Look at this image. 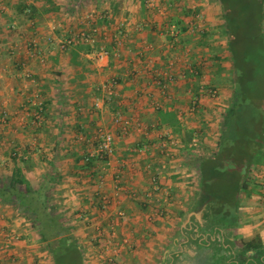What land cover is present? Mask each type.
Wrapping results in <instances>:
<instances>
[{
  "label": "crops",
  "instance_id": "obj_1",
  "mask_svg": "<svg viewBox=\"0 0 264 264\" xmlns=\"http://www.w3.org/2000/svg\"><path fill=\"white\" fill-rule=\"evenodd\" d=\"M6 1L8 8L15 7L16 12L29 16V24L48 17L49 29L53 32V28L61 26L65 36H73L76 31L58 20L67 5H64V1H73L70 3L76 8L80 2H91L95 9L90 10L98 12L107 24L99 28V37L107 29L122 33V40L111 43L118 54L111 58L110 67L107 68L109 73L105 75H101L92 59L91 48L76 49L75 54L71 52L59 56L54 51V47H58L56 41L60 39L56 34H51L52 39H49V46L55 44L51 46L50 53L55 55L51 57V62L45 63L60 67L62 71L68 67L71 73L46 74L42 71V65L36 62L34 54H30L27 41L20 39L27 29H17L13 33L15 38L11 40L13 43L8 50L14 61H10L7 55L0 57V107L9 106L10 113L14 114L12 126L22 123L25 126L30 120L27 116L32 113L29 105L39 102L44 106L45 123L49 126L46 135L49 133L51 138V142L47 140V143H41L42 147L33 152L32 148L35 147L23 143L19 137L14 143L18 153L14 163L24 165L21 173L31 185L37 176L42 181L53 178L49 192L59 191L61 206L68 210L67 222L74 224L72 233L84 250L85 264H88L85 256L90 257L89 251L94 249L89 247V240L96 238L100 229L104 230V237L102 243H97L98 247L107 241V249H113L115 240L127 241L126 247L123 246L117 253L119 264H194L192 260L196 258L202 261L198 264H264V151L252 168L221 159L219 171L226 170L231 174L233 171L244 172L236 180L239 188L232 199L221 191L219 196L222 199H215L202 188L201 162L202 159L215 158L217 154L224 114L231 106L234 92L233 64L226 38L221 36L223 18L219 1L150 0L154 6L152 3L151 6L147 5L149 0H2V3ZM26 7L28 10L31 8L28 15L24 13ZM157 7L163 9L164 13L161 14ZM169 22H177L182 27L173 44L166 41L169 39ZM193 23L203 26L200 35L188 29ZM41 34L38 31L34 36L43 45L45 42H41ZM217 39L221 50L211 57L210 44H217ZM147 41L154 46L150 51L144 50ZM171 55L177 58V63L173 71L175 78L170 83L169 95H166L159 92L157 86L147 83L148 76H145L144 69L149 57L159 67ZM189 64L198 67L197 75L190 71ZM112 72L119 81L112 108H117L120 102L125 115L131 119V130L127 135L121 134L111 122V109L106 108L103 115L92 107L91 97ZM203 82L215 85L217 96L210 97L202 92L197 111L188 112L192 97L189 92H199ZM10 83H13L12 89L16 95H9L11 87L7 86ZM13 90L11 93H14ZM86 97L89 100L86 101ZM57 100L59 103L56 105ZM70 111L72 115L68 116ZM159 111L173 112L179 130L159 121ZM98 125L113 130L117 135L116 142L108 156L110 162L106 169L103 167L101 170L100 165L87 169L82 165V155L90 144L77 139L74 141L78 145L73 147L72 139L64 136V133L74 128L78 132L82 130L91 134ZM137 125L146 126L148 132L134 129ZM161 139H173L175 144L169 140V149L163 150L160 148ZM54 149L61 150L58 153L60 159L64 155L69 156L65 161H71L72 168L80 171L49 169L38 172L39 156L43 161L52 160L50 156L57 154ZM22 154H26V158L20 163L18 160L22 159ZM116 171L121 175V190L118 192L112 182ZM204 171V174L209 173L206 168ZM153 172L158 174L161 187L157 192H150ZM63 175L71 179L62 180L65 183L59 186L57 182L60 176L64 178ZM213 184H217V181H212ZM147 193H151V197L146 199ZM102 197H106L105 209ZM211 205L224 209L218 214L219 222L210 221L208 210ZM0 207L5 210L10 208L4 201H0ZM119 211L124 215L119 216ZM14 220H22V216ZM190 241L193 244L184 250L182 243ZM197 241H206L203 247L207 250L198 256L196 254L201 251L197 249ZM20 247L25 251L14 255L16 261L32 264L28 255L24 258V253H31L25 249L28 247L26 240ZM32 250L33 256L41 258L40 264H54L45 243L43 247ZM183 251L188 254V259L182 263L179 257L184 256ZM0 258L2 264H8L6 257L2 259L0 254ZM176 259L179 261L175 262Z\"/></svg>",
  "mask_w": 264,
  "mask_h": 264
},
{
  "label": "rangeland",
  "instance_id": "obj_2",
  "mask_svg": "<svg viewBox=\"0 0 264 264\" xmlns=\"http://www.w3.org/2000/svg\"><path fill=\"white\" fill-rule=\"evenodd\" d=\"M70 2H73V1H64V5L65 4H67V5L64 6L63 12L58 16V20L63 25L65 24L70 28H74L76 31V34L78 32H80L81 30L88 29L91 26H96L99 30V28L101 29L103 26L107 25L104 23L103 17H99L100 14L98 12H96L94 10H90V9L94 8V6L91 2H87V1L86 2H80V3L78 2L79 4H78L77 8L74 5H72ZM74 3H76V1H74ZM150 3H152V2L149 0V2H147V5L149 6ZM80 4H82V5H80ZM154 5L155 4L152 3V6H154ZM13 6H15V5H13ZM79 6H80V8H82V10L80 8H78ZM158 9H159L161 14L164 13L163 9H161V8H158ZM12 10H14V12H11ZM21 12H23V11H21ZM53 12H55V11H53ZM24 13L28 15L29 11L27 10ZM48 20H49L48 17H46L44 19L41 18L40 20L37 21V23L35 22L33 24H29V16L22 15L20 12H16L15 7L8 8V2L6 1V3L5 2L2 3V0H0V57L3 56L5 58V56L7 55L6 57L7 58L9 57L10 61H14L12 58L13 57L12 54L8 50V46L12 45V43H13V42H11V40H13L15 38L13 36L14 35L13 33H15L17 31V29H21V30L27 29L26 31L22 30V31H24V33H22L23 35H22V38H20V39H24V42H25V40L27 41L26 46L30 50V54L31 55L34 54V56L36 57V59H37L36 62H38V64L42 65V71L45 72L46 74H49V75L55 74V73L61 74V73H64V71L66 73H71V69H69L68 67L64 71H62V69L60 67L57 68L55 66H50L49 64L46 65L47 63H45V62H51V57H54V55H55V53L54 54L50 53V50L52 49L51 46L52 47H53V45L55 46V44H52L51 46H49L50 40L52 39V36H50L51 34H56L57 37L60 38L58 40V42L56 41V45L58 43V47L57 48L54 47V51L59 56H66V55L70 54L71 51L73 50L72 47L74 48V46H77L79 44V43H77V44L75 43V44L71 45L72 47L71 46H67L64 48L61 47L59 44L60 40L64 37H69V35L67 36V34H66V36H65V33H63L64 31H62L64 28H62L61 26H59L55 29L53 28V32H52L49 29V26L47 24ZM219 29L220 28H218V31H219ZM108 30L109 29L106 30V33L105 32L103 33L102 37H99L100 32L98 35V31H97L96 42H95L96 46L104 45L110 51V58L106 63L100 64L99 62H96L95 61V55L93 54L94 49L96 47H92V46L89 47L92 49V54H91L92 59L96 62V64H97L96 66L99 67L101 75H105V74L109 73L107 68L110 67L111 58L118 54L117 51L115 53V48H113V45L111 43L112 42L115 43V41L122 38V36H120V35H122V33L120 31L114 33L113 31L109 32ZM32 31H36V33L38 31H41V33H42L41 36L43 37L41 42H45L43 45L39 44L38 39H36V37L34 36L36 33H33ZM167 33H169V25H168ZM76 34H74L73 36H75ZM60 36H62V37H60ZM104 36H105V38L103 39ZM221 36L224 37L222 32H221ZM115 39H117V40H115ZM168 40L169 39H167L166 41L168 42ZM171 41L172 40H169V44H171ZM217 41H218L217 44H213L214 42H212V44H210V46H211V57H215L216 54L221 50V47H220L221 44H219L218 39H217ZM33 43H36V45H37L36 47L39 48V50H40L39 54L32 52ZM148 43H150V42H148ZM83 44H85V43H83ZM151 45L153 48L154 47L153 43H151ZM41 47H42V49H41ZM152 48L149 49V48L144 47V50L150 51V50H152ZM7 50H8V52H7ZM145 63H146V61H145ZM108 76H109V78L107 79V81H105L103 84H101L102 86L100 85L101 87L98 90V92L96 94L94 93L95 95L93 97H91L92 98L91 101H92L93 110L97 111L99 114L103 113V115H104V113L106 112L105 111L106 108L107 109L109 108V110L111 109L110 120L113 123V117L112 116H113V112L116 108L115 109L112 108V101H113L114 97L117 96V92H116L117 89L115 91L114 96L109 101H107L102 108L98 109L94 105V102L97 99H101L103 97V95H105L104 85L112 78H116L118 80V77L113 72L111 74H109ZM145 76L147 77L148 74H145ZM149 80L147 79V82ZM118 84H119V81H118ZM12 85H13V83H10L7 86V88L11 87V90H13ZM11 90H9V95H12V94L16 95L15 94L16 91L13 90L12 92H14V93H11ZM89 97H86V101L89 100L88 99ZM10 99H12V97ZM34 101L35 100H33V102ZM57 103H59L58 100L56 102V105H57ZM117 104H118L117 108L121 107L122 111H123V107L121 106V103L118 102ZM88 105H89V102H88ZM41 106L42 105H40L39 102L38 103H32L31 106L29 105V107L32 108V110H30L32 113H29V116H27L28 118H30V120L28 123H26L25 126H24V123H22L20 125L14 124L12 126L11 118L14 114L10 113L9 106L6 104V105H4L3 108L0 107V179L5 180V181H9L10 178L13 177L14 172L16 171V167H19L21 169V167L23 168V166H24V165H18V164L14 163V161H15L14 159L18 158V153L15 149L16 145H14V143L17 142L19 137L22 138L23 143L25 142L26 144L35 147V148H32V151L33 150L38 151V148L42 147V146H40L41 143H47V140L50 141L51 138L49 136V133H48V135H46L48 132L49 126H48V124L46 125L45 118H44V116H42L43 114H39V112L37 113L40 116L39 119L41 120L39 125L35 120L36 114H34V113H36L37 108L38 107L41 108ZM71 115L72 114L70 111L68 113V116H71ZM69 121H71V120H69ZM17 126H19V127H17ZM36 126H39V127L35 128ZM115 126L118 130H120V128L117 125H115ZM134 129H137V127H135ZM130 130H131V126H130L129 130L127 131V133L130 132ZM103 131L114 132L113 130L109 129L108 127H105L104 125H98V126H95L93 128L91 134H88L87 132H84V131L78 132L76 129L73 128V129H70L67 133H64V136H69L72 139L71 143H73V147L78 145L75 143L74 140L77 141V139H78L80 142L81 141H85V142L88 141L90 146L88 147L86 152H84V154L82 155V157H83L82 162L83 161L87 162L91 158H89L87 160L85 158L86 154L88 153L89 150H91L95 146L94 142H96V140H97V136H98L97 133L103 132ZM127 133L125 134V133L121 132V134H124V135H127ZM73 134H74V136L72 137L71 135H73ZM114 134H115V132H114ZM116 136L117 135L115 134V140H114L113 147H114L115 142H116ZM55 151L57 152V154H52L50 156L52 158V160L47 159L46 161H43V158L41 156H39L38 159L36 157L37 162H39V165L36 166L38 172L43 171V170L44 171L49 170V169H51L52 171H54V170H56V171H74V169H76L77 171H80L77 168H72L71 161L70 162L65 161L66 159L69 158V156H65L63 154L65 157L62 155L63 158L60 159V158H58L59 157L58 153H60L61 150L58 149ZM263 151H264V145L260 148L259 154H262ZM29 152H30V149H29ZM39 153H42V152H39ZM109 154L110 153H107V155H105L104 157L96 159L94 161L95 162L94 165L95 166L100 165L101 170H103V167L107 168L108 164L110 162L109 161L110 159L108 158ZM25 156H26V154L20 155V157H22V159H20L18 161H20V163H22L23 158H26ZM260 157H261V155H260ZM92 158H94V157H92ZM256 163H257V161H255L250 166L243 165V167L244 168H246V167L252 168V167H254L253 165ZM206 168H207V166H206ZM84 169H82L81 171H83ZM87 169H91V168H87ZM21 171H22V169H21ZM223 171H225V172L223 174H221L217 186H215L213 189H216L219 192L220 191L223 192L224 196L228 195V196H230V199H232V192L231 191H233L232 189H234L236 186L237 178L239 176H241L242 174H244V172L240 173L237 171H233L231 174V173L227 172L226 170H223ZM116 172H118V171H116ZM114 175H115V173L113 174V177H112L113 187H114V180H113ZM63 176L65 179L62 178V176H60V178L57 182V184L59 186H62L65 183V182H63L64 180H70L71 179V178H66V175H63ZM40 181L42 182L41 177L37 176L36 178H34L32 185L35 187H38L41 184ZM120 181H121V178H120ZM120 188H121V185H120ZM49 191H50L49 188H47L46 194H48L49 203L52 206L53 211L54 210L59 211L66 217L68 210L65 209L64 206H61V203H60L61 199H60L59 191L58 192L57 191L52 192V194ZM116 192H118V191L116 190ZM224 199H226V198H224ZM102 200H105L104 201L105 204L103 206L104 207L103 209H105L106 208L105 205L107 203L106 197L104 199L102 197ZM7 206L10 207L7 210H5L3 207H0V235L2 234V237H3V238L2 237L0 238V254L2 255V259H3V257H6L7 261L8 260L10 261V256L12 257V255H16L17 252H22L23 247L19 248V246L22 245L25 240H26V244L28 246L25 249H26V251L29 250L31 253H33L32 249L34 247L36 249H38L40 246L43 247L44 242H42L39 239L38 232L32 226V218L29 214H25L24 212H22L18 208H14V206L11 203H7ZM212 207H213V209H212ZM218 211H220V212L218 213ZM208 212H209V216L211 217L210 221L216 223V222H219V215L222 212H224V209L222 207L220 208L216 205L215 206L211 205V208L208 210ZM17 216H22V220H14L17 218ZM5 217H13V219H12V221H10V219L6 220ZM3 221L5 222V224H2ZM68 225L72 230H74V224L72 222L69 223ZM81 228H82V225L79 226V229H81ZM103 232H104V230L100 229V233L96 235V238L95 237L90 238L89 247H92L94 249L89 251L90 257L85 256V258L88 260V264H107L106 263L107 256H112L115 258V263L119 264V262H117V260H116L117 253L119 252V249L124 248L123 246L126 247L125 243L127 241L126 242L125 241L119 242V241L115 240L114 242H116V245L115 244L112 245L113 249H109V248L107 249V247L109 246V245L107 246V243H106L107 241H104L105 245H103L104 244L103 243L102 246L98 247L97 243L98 242L100 243L104 237L102 234ZM23 237H24V240H22ZM200 242H201V244H200ZM200 242L197 241V243H199L197 245L198 246L197 249L201 251V252H198L196 254L197 256L199 254L203 253L204 251H207L204 249L205 247H203V244H205L206 241H200ZM182 244H183L184 250H186L189 248L190 244H193V243H192V241H190V242H183ZM213 245H215V243H213ZM81 250H82V254H83L84 250H83L82 246H81ZM23 251H25V250H23ZM31 253H26V254L24 253V258H25V255H28L31 259L30 261L32 262V264H40L41 258H39L38 256H33V254H31ZM183 254H184V256H181V258L179 257V260L182 263L188 259L187 258L188 254H186L184 251H183ZM17 257L20 259V256H17ZM83 258H84V255H83ZM179 260L176 259L175 262H178ZM9 261H8V263H10ZM0 262H2L1 258H0ZM192 262L194 264H198L199 262H202V261H200V260H198V258H196L195 261L192 260ZM15 264H21V262L18 263V259H17V261L15 260Z\"/></svg>",
  "mask_w": 264,
  "mask_h": 264
},
{
  "label": "trees",
  "instance_id": "obj_3",
  "mask_svg": "<svg viewBox=\"0 0 264 264\" xmlns=\"http://www.w3.org/2000/svg\"><path fill=\"white\" fill-rule=\"evenodd\" d=\"M218 1L223 18L221 32L226 38L233 64L234 92L231 106L224 114L217 154L215 158L202 159L201 176L203 190L219 200L222 199L220 192L213 188L225 172L218 170L221 159L250 166L260 157V148L264 145V0ZM28 11L30 13L31 8ZM170 24L179 26L177 22ZM167 35L171 40L172 36ZM75 47L71 51L74 54L79 49L90 50L91 46L79 43ZM37 111L44 116V106L38 107ZM158 119L179 130L173 112L159 111ZM94 143L96 145L97 141ZM96 159L99 157L83 161L82 165L90 168ZM205 168L208 174H204ZM15 173L9 181L0 179V201L11 203L14 208L31 216L32 226L45 243L54 264H85L81 246L66 217L59 211H53L49 203L46 190L53 178L44 179L38 187H33L19 167ZM212 181H217V184L212 186ZM237 185L232 196L238 191Z\"/></svg>",
  "mask_w": 264,
  "mask_h": 264
},
{
  "label": "built area",
  "instance_id": "obj_4",
  "mask_svg": "<svg viewBox=\"0 0 264 264\" xmlns=\"http://www.w3.org/2000/svg\"><path fill=\"white\" fill-rule=\"evenodd\" d=\"M149 6H151V3L149 4ZM157 11V10H156ZM159 11V9H158ZM193 16H197L196 14H194ZM202 28L203 26L201 25H195L190 24L189 28L193 33L198 32L199 35L201 34L200 32H202ZM199 31H198V30ZM97 31L98 28L96 26H91L86 30H81L80 32H78L75 36H69V37H64L60 40L59 44L61 47H67V46H71L73 44H77V43H88L90 46L92 47H96L94 49V55H95V61L99 62L100 64H104L106 63L109 58H110V51L104 46V45H98L96 46L95 42H96V36H97ZM169 35L172 36V41L171 44H173L174 42H176V39L178 37V35L181 33L179 26L175 25V24H170L169 25ZM117 40V39H115ZM119 41H115V43H118ZM146 44L144 45L145 48H152L151 43L145 42ZM36 43H33V49L32 52L39 54L40 50L39 48L36 47ZM151 46V47H150ZM176 63H177V58L174 57L173 55L169 56L166 58L165 63L159 67H156V62L154 59L152 58H148L146 63H145V74H148V79H150L147 83L148 84H152L157 86L159 92L169 95V86L170 83H172V81L174 80L175 76H174V68L176 67ZM189 69L190 71L194 74L197 75L198 74V67L192 64H189ZM28 75V74H27ZM118 86V80L116 78H112L110 79L105 85H104V93L105 95H103V97L101 99H97L94 102V105L99 109L102 108L105 103L107 101H109L115 94V91L117 89ZM205 92L207 93L210 97H216L217 96V89L216 86L211 84V83H201L200 86V91L197 93H192L189 92L191 94V99H190V103L188 104L187 107V111L188 112H195L198 109V105L201 99V93ZM157 106V105H156ZM38 111H36V122L39 124L40 123V119H39V115L37 114ZM113 123L115 125H117L120 128V131L122 133H127V131L129 130L130 126L132 125L131 119L125 115L124 111H122V108H116L113 112ZM36 123V124H37ZM137 129H140L142 131H144L145 133L148 132V128L146 126H141V125H137L136 126ZM97 144L88 151V153L86 154V159L88 160L89 158L92 157H104L105 155H107V153H110L113 149V144H114V140H115V134L112 131H103V132H99L97 133ZM170 140V141H169ZM169 140H162L161 139V143H160V148H162L163 150L167 148V143L168 141L172 144H175V141L173 139H169ZM169 149V148H167ZM121 175L116 172L114 175V188L117 191H120V185H121V181H120V177ZM150 185H151V189L150 192H157L161 189L160 184H159V180H158V174L156 172H153V174L150 177ZM264 185V183H263ZM151 197V193H147L145 195V198H149ZM119 216H123L124 213L122 211L118 212ZM111 228V227H110ZM107 264H116L115 263V258L112 256H107ZM15 260L16 258L14 257V255H12V257L10 256V263L8 264H15ZM0 264H2L0 262Z\"/></svg>",
  "mask_w": 264,
  "mask_h": 264
},
{
  "label": "water",
  "instance_id": "obj_5",
  "mask_svg": "<svg viewBox=\"0 0 264 264\" xmlns=\"http://www.w3.org/2000/svg\"><path fill=\"white\" fill-rule=\"evenodd\" d=\"M235 168H238V169H240V167L239 166H234Z\"/></svg>",
  "mask_w": 264,
  "mask_h": 264
}]
</instances>
